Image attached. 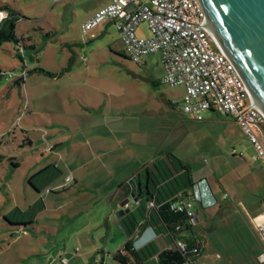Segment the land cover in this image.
I'll use <instances>...</instances> for the list:
<instances>
[{
  "label": "rangeland",
  "instance_id": "obj_1",
  "mask_svg": "<svg viewBox=\"0 0 264 264\" xmlns=\"http://www.w3.org/2000/svg\"><path fill=\"white\" fill-rule=\"evenodd\" d=\"M148 1L136 0L137 3ZM110 2L0 0V7L17 14L15 33L20 42L19 46L15 43L0 46V68L4 74L0 80V155L4 157L0 163V264H63L62 260H67V264H119L107 258V252H118L127 237L120 244L116 226L110 222L111 247L104 246L100 235L103 232H83L89 218L96 220L100 215L91 212L90 216L81 201L75 204V195L69 197L67 194L82 188L61 181L64 175L59 176L49 187H53L55 194L66 192V195L56 199L49 196L56 202L49 204L56 212L49 213L44 210L42 201L36 203L38 196L29 182L39 169L38 163L41 166L46 163L41 157V143H45L43 133L47 129L50 132V128L41 125L38 116L30 117L28 113L36 112V103L34 107L30 106L29 112L28 100L36 99L39 92L41 96L48 95L52 105L55 90L48 77L31 73L38 69L57 73L61 70L59 68H69L70 65L74 66L75 72L79 71V75L72 72L67 76L82 83L80 90L84 89L88 111L111 110L122 116L125 124L132 122L138 128L134 130L137 131L135 143L146 154L144 157L141 152V164L146 161L147 167L154 171V163L160 164V155L156 152L160 147L171 149L169 153L177 160L191 166L194 181L207 177L214 181L221 195L228 193L227 196H231L229 220L216 218L213 222L216 231L205 233L215 245L212 248L208 246L209 253L216 248L223 261L231 252V264H259L263 250L250 231V217L232 205L233 201L238 202L251 191L255 195L247 198L246 203L258 202L260 183L250 191L244 181V176L254 171L252 168L264 178V173L260 172L264 170L261 163H254L251 159L254 147L237 122L219 113L208 111L203 122L187 118L186 125L182 123L180 126L175 118L185 117L170 108L167 101L182 100L184 91L163 83L165 71L159 53L146 57L141 64L132 62L112 25H100L87 36L83 35L82 24ZM137 33L140 38H151L145 23L140 25ZM92 34L95 38L90 40ZM20 47L24 49L20 52L24 64L17 52ZM23 68H26L25 72ZM9 74L13 76L9 78ZM21 77L29 80L27 86L17 84ZM73 90L74 96L81 98ZM164 104L172 111L171 119L164 116ZM43 118L54 124L53 115ZM146 130L150 133L149 138ZM155 131L162 133L156 135ZM28 138L34 143L33 149L29 147ZM240 153H244V157H240ZM15 163L20 165L19 168L13 166ZM167 168L162 177L175 174L173 167ZM62 169L61 166L58 174L64 173ZM40 178L34 179L33 183L43 189L46 180L45 177ZM29 223L34 227H24ZM206 225L202 219L198 231ZM153 244L161 249L166 242L160 238Z\"/></svg>",
  "mask_w": 264,
  "mask_h": 264
},
{
  "label": "crops",
  "instance_id": "obj_2",
  "mask_svg": "<svg viewBox=\"0 0 264 264\" xmlns=\"http://www.w3.org/2000/svg\"><path fill=\"white\" fill-rule=\"evenodd\" d=\"M0 14L3 15L4 13ZM109 25L113 26L112 23H107L103 26L108 27ZM94 38L95 35L92 34L90 40ZM59 69L61 70H58L57 73L46 71L44 69L45 72H48L51 75L40 73L48 77V79L54 84L55 90H53L52 93V100H54L53 104L51 105L48 101V95L43 94L41 96L39 92L36 99L33 100V98H29L28 100L27 110L29 112L31 111L30 106L34 107L36 103L35 113H28L27 111L30 117L38 116L40 118L41 125L50 128V132H48L49 129H47L48 131L43 133L46 144L43 142V144L41 143V145H43L41 157L44 158L46 163L43 166L38 163L39 169L36 174L46 168L54 167V169H51L49 172L44 174V177L46 176L45 178H48V182L50 184L53 183L54 180H57L59 176L62 177L64 175L61 180L63 182H65L66 177L72 176L73 180L69 184H73L75 187H80L82 190L80 189L76 192L68 191V196L71 197L75 195V204L78 201H81L80 204H82V207L87 208L86 213L90 216L91 212L93 214L100 215V217L96 220L89 218V221L86 225H84L82 230L83 232H103V234L100 235L104 241V246L108 247L111 245L112 240L109 239L111 234L108 231L112 229L111 224L113 225V223L119 233L118 240L120 244H123L124 238L125 236L127 237V234L122 219L130 214L133 217V221L135 220L143 223L146 217L150 221V223H148V225L142 230L141 234L136 236V245H141L147 241H152L154 243L160 238H163L166 244L159 250L174 247L176 240L173 236L169 235V233L163 228L159 219L156 217L153 207L150 206L152 202L146 200V190L143 188L142 191H140V181L142 180L143 184L145 181L143 178L141 179L138 177V175L144 174L148 167L146 165V161H143L141 164V160H139L140 154L144 151V149L138 143H135L136 138L134 134L137 131L134 130L138 128H136L132 122L125 124L124 118L113 113L111 110L105 111L104 109V111L94 113L88 111L89 105L86 101V97H84V89L83 91L80 90L82 83L75 81L73 78L70 79L68 78L70 76H67L68 73L70 74L72 72H74L75 76H78L79 71L75 72L74 66L71 67V65L69 68L61 67ZM28 82L29 80H26L24 77L22 85L27 86ZM69 87H72V89H69ZM73 89H75L76 93L81 95V98L79 96H74L75 93L73 92ZM182 90L184 91V89ZM181 101L182 100L170 99L167 101L170 108H173L176 113L185 117L183 119H177L174 117L180 126L182 123L183 125H186L187 118L191 119L189 116L182 114L177 108L176 104ZM170 108L164 104V116L169 119L172 117V111ZM45 115H53L54 124H50L48 120L44 119L43 117ZM27 131L28 130H26V132ZM39 132L42 134L41 130ZM161 133L162 132L155 131L156 135ZM145 134L147 135V138H149L148 136L150 133L148 130H146ZM28 141L30 143L29 147L33 149V141L29 138ZM160 148L161 149H159L156 153L160 155L159 163L164 169L166 167H173L175 170L177 169V171H179V174L185 176L186 173L181 168V164H183L189 168L191 174L192 168L189 164L177 160L175 155L169 153L172 152L171 149L163 147ZM145 155L146 154L143 152L144 157ZM240 157H244V153H240ZM255 157L256 152L251 154V159L254 163H261L260 161H256ZM152 160H154L153 157ZM15 165L18 166L16 168H19L20 166L18 163H15ZM248 165L250 166V164ZM261 165L264 168L262 163ZM61 166L64 173L61 172L58 174ZM250 167L252 168V166ZM252 169L254 171L256 170L254 168ZM254 171L251 170L250 174H246L244 176V181L247 183L246 188L250 191L255 188L256 183H260V188L257 189V193L260 194L257 199L258 202L246 203L247 198L250 199L255 195L251 191L250 195L243 197V199H240L238 202L233 201L232 205L239 207L244 214H247L250 217V231L256 236L263 250L264 243L259 235L258 227L260 222L264 220V178L262 179ZM260 172L264 173V170H260ZM61 181H59V183ZM194 182L195 183L192 188L183 189L179 193H182L185 197H192L194 196V193L198 196V200L193 204L198 224L195 227H192L190 231L177 235L176 238L194 239L201 245V253L196 258V264H231V252H229V254L225 257L226 261H223V256L220 252H216V248H213L209 253L208 250L210 249H208V246L212 248V246L215 245L213 244L211 237L209 238V235L206 236L205 234L206 231H216L213 223L216 218H220L223 221L225 219L226 221L229 220L228 217L231 213V196H227L228 193H223L221 195L218 192V188L214 181L207 177ZM124 184H128L127 193L125 192V189L121 187ZM38 185L37 187H39ZM49 186L44 190L42 189L40 193L34 190L38 196L36 203L42 201L44 210L49 213H54L56 211H53L49 204L52 205L56 203L54 198L56 199L60 196L66 195V192L63 194H55L52 190L53 187ZM148 186L150 190H154L152 185L148 184ZM47 190H51V192L47 193ZM132 192L139 197L142 195V198H139L138 200L133 194L136 201L126 207V210L129 209L130 212L124 217H117L124 200L129 197V194ZM51 195H53V199L49 198ZM228 201L230 202L228 203ZM140 217L142 219L139 221ZM202 219L206 221L207 225L204 228L207 229L203 228L198 231V227H200ZM109 222L111 223L110 226ZM158 228L163 229V234L159 232ZM88 242L92 245L91 240H88ZM123 247L120 250H122ZM114 254H111L108 250L107 258L111 259V256Z\"/></svg>",
  "mask_w": 264,
  "mask_h": 264
},
{
  "label": "built area",
  "instance_id": "obj_3",
  "mask_svg": "<svg viewBox=\"0 0 264 264\" xmlns=\"http://www.w3.org/2000/svg\"><path fill=\"white\" fill-rule=\"evenodd\" d=\"M204 17L198 0H149L148 3L111 0L82 24V33L87 35L100 25L112 23L132 62L141 64L147 56L159 53L165 71L163 83L185 91L182 101L176 104L181 113L197 122H203L208 111L232 118L254 147L255 160L264 165V114L249 104V92L230 60L201 27ZM144 23L151 34L149 39L137 34L138 27ZM72 180V176H68L65 183ZM197 200L195 193L192 197L179 193L171 206L173 211L188 215L191 227L198 224L193 205ZM258 232L264 243V220ZM178 246L185 249L182 242ZM200 253L199 248L194 249L196 257L185 264H196ZM62 263L67 264V260ZM259 264H264V248Z\"/></svg>",
  "mask_w": 264,
  "mask_h": 264
},
{
  "label": "trees",
  "instance_id": "obj_4",
  "mask_svg": "<svg viewBox=\"0 0 264 264\" xmlns=\"http://www.w3.org/2000/svg\"><path fill=\"white\" fill-rule=\"evenodd\" d=\"M0 12L5 13L6 18L0 23V46L6 43H15L17 46L20 45L19 39L15 33L16 24H17V14L6 8L0 7ZM4 16V17H5ZM3 17V18H4ZM23 48L20 47L18 56H21L20 52H23ZM20 60L24 64V59L20 57ZM25 70V68H24ZM33 73H45L51 75L44 70L38 69ZM4 74L0 68V80ZM23 77L18 80V85L22 84ZM29 142V141H28ZM1 144V142H0ZM30 144V143H29ZM4 160V157L0 155V163ZM15 168L17 165H13ZM154 171L150 168H147L144 174H139L138 177L141 179L144 178V184L142 180L140 181V191L144 188L146 190L145 196L146 200L154 204L153 210L156 214V217L159 219L163 228L173 236L175 241V246L172 248H167L164 250H159L154 247L153 242H149L142 247H137L136 245V236H139L142 230L150 223L149 219L146 217L143 223L133 221L132 215H128L122 219L123 225L128 237V241L124 245L123 249L111 256L112 261L119 264H185L189 260L196 257L194 254V249L199 248L201 250V245L194 239H178L177 235H180L184 232H188L192 227L188 224L189 217L186 213H178L171 209L173 203L177 201V196L179 192L183 189L192 188L194 181L190 174L189 168L181 164V168L185 171V177L179 174L177 169L175 174L170 173L165 177H162V172H167L168 168L165 169L159 164H154ZM54 167L46 168L45 170L39 172L38 174L30 178V185L36 192L42 191L37 185H35L34 179H44V174L49 172ZM161 176V177H160ZM46 177V176H45ZM185 178V179H184ZM46 186L43 190L49 186L48 178H45ZM41 181V180H40ZM148 184L152 185L154 190H150ZM121 187L125 189V192H128V184H124ZM133 193V192H132ZM134 194V193H133ZM135 195V194H134ZM136 199L139 200L138 195H135ZM144 218V216L142 215ZM7 219V218H6ZM33 223L24 225V227H33ZM30 225V226H29ZM158 225V224H157ZM15 226V225H13ZM159 226V225H158ZM178 228H180L178 230ZM159 232L163 234V229L158 228ZM158 233V232H157ZM182 242L185 245V249L181 250L178 246V243Z\"/></svg>",
  "mask_w": 264,
  "mask_h": 264
},
{
  "label": "water",
  "instance_id": "obj_5",
  "mask_svg": "<svg viewBox=\"0 0 264 264\" xmlns=\"http://www.w3.org/2000/svg\"><path fill=\"white\" fill-rule=\"evenodd\" d=\"M198 1L205 13L201 27L230 60L249 92V104L264 114V0ZM135 201L130 193L117 217L128 214L126 207Z\"/></svg>",
  "mask_w": 264,
  "mask_h": 264
},
{
  "label": "clouds",
  "instance_id": "obj_6",
  "mask_svg": "<svg viewBox=\"0 0 264 264\" xmlns=\"http://www.w3.org/2000/svg\"><path fill=\"white\" fill-rule=\"evenodd\" d=\"M155 238H156V236H155ZM154 238V239H155ZM149 242H152V241H147V242H144L143 244H141V245H137V247H142V246H144L145 244H147V243H149ZM136 243H137V241H136Z\"/></svg>",
  "mask_w": 264,
  "mask_h": 264
},
{
  "label": "bare ground",
  "instance_id": "obj_7",
  "mask_svg": "<svg viewBox=\"0 0 264 264\" xmlns=\"http://www.w3.org/2000/svg\"><path fill=\"white\" fill-rule=\"evenodd\" d=\"M3 17L4 16L2 14H0V21L5 18V17L4 18Z\"/></svg>",
  "mask_w": 264,
  "mask_h": 264
}]
</instances>
